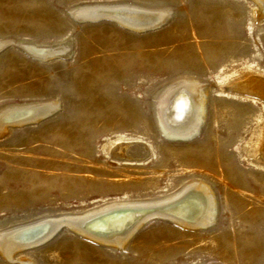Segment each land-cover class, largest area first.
I'll use <instances>...</instances> for the list:
<instances>
[{"label":"rangeland","instance_id":"374dc122","mask_svg":"<svg viewBox=\"0 0 264 264\" xmlns=\"http://www.w3.org/2000/svg\"><path fill=\"white\" fill-rule=\"evenodd\" d=\"M123 4L168 17L131 28L106 9ZM0 43V233L186 188L217 206L200 226L154 213L109 245L62 223L0 264H264V95L239 85L264 90V0H0ZM186 83L207 92L205 118L175 138L160 118ZM45 104L40 119L9 117Z\"/></svg>","mask_w":264,"mask_h":264},{"label":"bare ground","instance_id":"6f19581e","mask_svg":"<svg viewBox=\"0 0 264 264\" xmlns=\"http://www.w3.org/2000/svg\"><path fill=\"white\" fill-rule=\"evenodd\" d=\"M98 9L99 7L88 9L87 10L88 15H95L101 13V11H99ZM106 9L108 10V14L109 12L111 13L110 17L112 19L118 21L121 25L123 24L125 26L135 29H145L147 27L149 28L151 26L158 24L159 22L162 21L164 22L168 17L166 11H160L157 9L155 10L150 8L148 9V8H143L141 6L138 7L135 6L134 4L133 5L123 4L120 6L108 7ZM110 9H114L117 12H113ZM126 14H128V16H126ZM80 15H82V13ZM12 44L20 48L26 47L27 45H31V47L28 48L26 47L22 49L23 50L25 49L24 51L26 53L29 51V53L33 57H36L35 55L47 56L46 55L47 52L51 49L50 48L48 51H46L47 48L43 47V45L48 47V45L50 46V44L39 43L35 41L16 40ZM0 45H2V43H0ZM239 85L240 87L243 86V88L249 87L250 89L248 90H252V92L254 91L256 93L264 95V90L254 86L253 82L240 83ZM195 91H196L195 87L187 83L181 85L179 84V87L177 86L175 90L173 89L171 91L172 94H170V98L168 96L169 101L164 104L162 108L163 109L162 111L164 113L162 118H160L163 128L161 126L160 127L161 129H163L166 135L174 136L175 138L176 137L190 138L193 137L198 132V129L205 118L206 98L204 95H206L207 92L201 94L199 93L198 90L196 92ZM32 106L24 107V108L21 107L19 109H15L11 111L9 113L10 119L15 122L25 123L28 120L31 121V119L34 117L39 118L40 117L39 115L42 113L45 112L48 113L50 112V110L52 111L51 106L53 105L45 104L43 106H36V107H32ZM263 153H264V149H263ZM186 191L187 188L185 189V191L183 190V193L181 194L179 193L169 198L168 200L159 203L156 202L142 203L138 201L139 199L137 201H134L133 199H131V201H126V200L119 201L117 203L107 204L104 206H100L98 208L94 207L95 209L86 211L84 213H80V214L74 213L73 215L72 214L64 215L65 218L63 219H60L58 217L53 219H45L39 223H35L25 227H20L18 229L4 230L1 231L0 233V250L5 256L9 257L10 259V257H14L15 255L13 254L12 251L14 250L15 247L17 249H22L23 247H25L26 249L35 248L40 244L39 242H41L42 239L45 240L47 239V237L49 238L50 235L53 234V232L55 231V228L60 229L63 224H66L71 230L74 229L85 237L109 245L112 244L113 242L121 243L120 242L121 240H124L126 237H130L129 235L133 234L132 233L134 232L133 230H135V228H138L140 225H142L145 222V220L154 213H156L157 215H161L162 217H164V219L170 218V220H173V222L175 221L177 223L185 224V225L189 224L191 226L205 225L207 222H209L208 220L210 219L212 220V222L215 221V218L217 216L216 215L217 206H216L214 193L212 197L211 195H209V192L207 193L206 191H204V189L199 191H192L190 193ZM178 203L180 204L175 209L174 208L166 209L167 206L169 207L171 205H175ZM164 209L166 211H164ZM153 216L156 217V215ZM147 220H149V218ZM90 223H93L95 226H99L102 230H104V231L101 230L102 231L101 234H105V235H99L98 233H95L93 231L94 229L90 228V225H88ZM47 240L45 242H47ZM22 260H19V262Z\"/></svg>","mask_w":264,"mask_h":264},{"label":"water","instance_id":"95a60500","mask_svg":"<svg viewBox=\"0 0 264 264\" xmlns=\"http://www.w3.org/2000/svg\"><path fill=\"white\" fill-rule=\"evenodd\" d=\"M111 11H113V12H117V11H115L114 9H110ZM75 18H77L78 20H79V18L77 17V16H75L74 14H72ZM126 16H128V14H126ZM102 17H104V16H102ZM180 203H178V204H175V205H171V206H167L166 207V209L168 208V209H175L176 207H178V205H179ZM161 210H163V209H161ZM164 211H166L165 209H164ZM88 225H90V228H92V229H94L93 231L95 232V233H98L99 235H105V234H101L102 233V231H104V230H102L99 226H95L93 223H90V224H88ZM102 230V231H101ZM108 237V236H107Z\"/></svg>","mask_w":264,"mask_h":264}]
</instances>
